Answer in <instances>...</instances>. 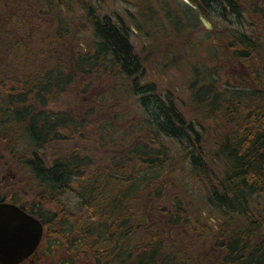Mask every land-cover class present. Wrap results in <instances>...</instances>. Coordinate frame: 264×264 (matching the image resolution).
<instances>
[{
  "label": "trees",
  "instance_id": "1",
  "mask_svg": "<svg viewBox=\"0 0 264 264\" xmlns=\"http://www.w3.org/2000/svg\"><path fill=\"white\" fill-rule=\"evenodd\" d=\"M46 2L42 9L52 13ZM225 2L241 13L235 0ZM59 23L53 29L62 41L70 30L61 35ZM92 23V51L81 54L76 47L59 54L46 48L38 56L23 49L25 40L3 36L0 27V56L13 57L12 67L32 58L39 62L28 77L15 79L2 75L6 67L0 62V145L12 153L20 128L30 144L23 163L37 185L25 208L44 224V237H52L48 252L61 248V264H264V79L257 72L254 86L223 93L209 83L193 93L198 107L228 104L222 118L229 123L216 145L224 161L217 173L210 166L215 161L206 159L203 127L184 116L170 92L143 81L146 70L125 21L104 15ZM247 54L241 50L235 57ZM92 71L121 84L118 74L123 75L126 94L116 82L106 94L88 88L90 108L78 98L53 108L59 94L73 92ZM128 95L137 98L138 111L126 127L131 113L118 103ZM31 98L35 104H27ZM79 102L83 107L77 110ZM195 178L205 181L204 189L190 193ZM176 185L187 192L184 198L171 193ZM67 193L78 197L77 211L62 201ZM9 198L0 193V201ZM205 204L218 212L221 230L199 213Z\"/></svg>",
  "mask_w": 264,
  "mask_h": 264
},
{
  "label": "rangeland",
  "instance_id": "2",
  "mask_svg": "<svg viewBox=\"0 0 264 264\" xmlns=\"http://www.w3.org/2000/svg\"><path fill=\"white\" fill-rule=\"evenodd\" d=\"M48 1L54 7L52 13L42 9L47 5L46 0H9L6 2L3 0L0 3V18H3L0 20V27L3 36L12 40H25L27 46H23V49L31 51L34 56L43 54L46 48L50 52L54 53L56 51V53L61 54L64 50L67 51L68 48L75 49L79 47V52L82 54L92 51V47H94L96 38L92 23L93 18L104 15H110L114 20L122 18L133 32L130 33V41L137 56L144 64L146 73L143 81L145 83H155L159 93L170 92L184 116L187 119L198 121L203 127L202 130L206 138L204 143L206 159L207 161H210V158L214 160L215 164L210 162V166L217 173H220L221 165L224 161L216 155V145L219 143V134L222 135L224 133L221 131L224 127L223 124L226 122L228 125L229 123L222 118V115L227 112L228 104L226 106L224 103L219 110L207 109L206 106L203 108L198 107L197 104H193V93L198 91L201 86L209 83L215 84L223 93L228 89H233V87L256 85L257 72L264 79V45L254 49L260 60L259 65L253 64L248 57L242 58L241 55L235 57L232 48L220 44V36L216 37L205 33L204 26L196 14H192L193 21L191 22L183 18L182 11L184 7L181 5L183 0ZM255 1L258 2V5L255 4ZM255 1H237L244 3L242 14L245 22H255L259 15L264 16L262 14L264 13V0ZM32 2L33 5L35 4L34 6L31 5ZM15 3L16 6H13ZM152 10L158 15H150ZM15 13L18 14L16 17L20 18V22L22 21V29L16 25L18 24V21L16 22L18 18L14 17ZM174 14L176 18H174ZM255 14L256 16H253ZM173 19H177V21L174 22ZM210 19L218 20L213 14H210ZM56 21L60 22L61 35L64 28L70 30L68 34H65L66 36L64 35L65 37L62 41L55 38L56 32L53 28H56ZM138 23L148 26L147 29L143 27L141 29ZM221 29L224 39L233 38L235 28L232 23L222 22ZM263 41L264 39L260 42ZM43 43L47 44L44 45ZM236 48L239 49V52L241 50L248 52L249 50L247 47ZM7 54L5 52L3 56H0L1 65L6 67V72L2 75L7 79L18 78L21 74H26L28 77V72L34 71L39 64L38 60L32 58L29 62L22 63L15 69L10 63L13 57H6ZM55 56V54H50V57ZM91 73V75L84 76L85 78L80 77L78 79L73 86L74 94L73 92L59 94L61 97L53 108H61L63 103L68 102V99L70 104L69 102L67 104L71 105L73 99L76 98L81 100L84 103L83 105H87L90 108L92 97H89V89L95 90V95L98 91H103L102 94L110 93L108 89L116 85V82L118 83L117 88H119V91L126 94L123 87H126L127 82L123 75L118 74L122 83H124L121 84L110 74L100 73V71L97 74H95V71ZM85 79L89 81L90 86L86 87L83 84ZM2 90L0 88V91ZM27 104L35 103L31 98ZM79 104L82 105L80 102ZM83 105L76 109L80 110ZM118 105L121 106L122 110L131 113V116L126 119L123 125L131 122L135 123L133 120L137 119L135 113L138 111L137 98L128 95ZM16 134L17 148L13 149L12 153L6 152L8 147L4 145L5 143L2 142L0 145V189H7L14 185L11 188L12 193H16L14 199L21 202H29L33 197L31 190L36 188L34 186L37 184L33 181L23 161L25 156L30 154L31 147L21 128ZM130 140L132 138H127V141ZM48 150L52 151L51 148ZM50 155L47 154V157ZM192 179L194 182V178ZM195 180L196 185L192 183L193 189L189 191L190 193H196L198 186L204 189L205 181L201 178L200 181L196 178ZM171 193L182 195L183 198L184 194H187L186 191L177 185ZM199 196L200 198L202 197L201 193ZM62 201L68 204L70 210L77 211L78 197L74 193L65 194ZM60 206L61 204L53 206V210L56 211ZM205 206L199 212L202 214L204 221L214 225L216 230H221L218 225V221L221 219V217H217L218 212L213 209L214 207L207 204ZM190 210L192 212L191 208ZM234 223L236 224L237 222L232 223L233 228L235 227ZM51 238L44 237L39 251L31 259L27 260L25 264H61L60 260L64 258L61 248L56 246L52 252H48V243L53 240ZM205 248L207 249V247Z\"/></svg>",
  "mask_w": 264,
  "mask_h": 264
},
{
  "label": "flooded vegetation",
  "instance_id": "3",
  "mask_svg": "<svg viewBox=\"0 0 264 264\" xmlns=\"http://www.w3.org/2000/svg\"><path fill=\"white\" fill-rule=\"evenodd\" d=\"M190 1L192 2L193 6L185 2V0H183V3H181V5L184 7L182 14L185 20L187 19L188 22L193 21L192 14H196L199 21H200V15L206 16L212 23L211 30H207L204 27V31L206 34L215 35L216 37L220 36L219 38L220 44L227 45L225 47L232 48L233 54L235 52H239V49H237L236 47H247L249 49L247 57L250 58L253 64L256 65L260 64L259 57L254 51V49L258 48L260 45H264V41L260 42L261 40L264 39V16L259 15L258 19L255 22H251V21L245 22L242 14L244 3L237 2L238 0L235 1L240 6L241 13L235 12L234 8L232 7L229 8L225 0H214L212 3H208V4L206 2H203V0H190ZM255 4L258 5V2L255 1ZM154 14L158 15L155 13L154 10H152L150 15H154ZM210 14L215 15L218 20H211ZM256 14L253 16H256ZM262 14L264 15V13ZM173 16L174 18H176L175 14ZM173 21L176 22L177 19H173ZM222 22H228V23L230 22L233 24L235 28V32H233V36H232L233 38L230 39L227 38L226 40L222 37L223 36V34L221 33ZM139 27L141 29L142 27L144 29H147L148 26L139 24ZM13 187L11 185V187H8L7 189H0V193L11 197L9 198V200H5V201L16 204L18 207H20L27 213L31 214V212L25 208V205L29 204L28 201L27 202H21L17 200L13 201L14 200L13 197L16 195V193L14 194L12 193L13 191L11 190V188Z\"/></svg>",
  "mask_w": 264,
  "mask_h": 264
},
{
  "label": "water",
  "instance_id": "4",
  "mask_svg": "<svg viewBox=\"0 0 264 264\" xmlns=\"http://www.w3.org/2000/svg\"><path fill=\"white\" fill-rule=\"evenodd\" d=\"M200 19L207 29L212 28L206 17L200 15ZM43 231L40 220L14 204L0 202V264H19L30 257L39 246Z\"/></svg>",
  "mask_w": 264,
  "mask_h": 264
}]
</instances>
